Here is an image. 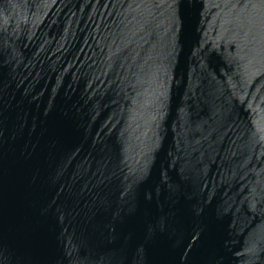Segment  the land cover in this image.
<instances>
[{"label": "water", "instance_id": "water-1", "mask_svg": "<svg viewBox=\"0 0 264 264\" xmlns=\"http://www.w3.org/2000/svg\"><path fill=\"white\" fill-rule=\"evenodd\" d=\"M0 264H264V0H0Z\"/></svg>", "mask_w": 264, "mask_h": 264}]
</instances>
